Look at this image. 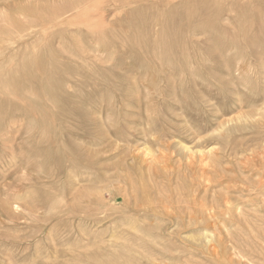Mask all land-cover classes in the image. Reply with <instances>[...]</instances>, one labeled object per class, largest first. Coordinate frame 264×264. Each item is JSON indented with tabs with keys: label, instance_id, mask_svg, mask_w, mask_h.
Returning a JSON list of instances; mask_svg holds the SVG:
<instances>
[{
	"label": "rangeland",
	"instance_id": "obj_1",
	"mask_svg": "<svg viewBox=\"0 0 264 264\" xmlns=\"http://www.w3.org/2000/svg\"><path fill=\"white\" fill-rule=\"evenodd\" d=\"M0 264H264V0H0Z\"/></svg>",
	"mask_w": 264,
	"mask_h": 264
},
{
	"label": "bare ground",
	"instance_id": "obj_2",
	"mask_svg": "<svg viewBox=\"0 0 264 264\" xmlns=\"http://www.w3.org/2000/svg\"><path fill=\"white\" fill-rule=\"evenodd\" d=\"M212 6H213V5H212ZM212 6H211V7H212ZM212 9H213V7H212ZM207 11H208V10H207ZM214 11H215V10H214ZM211 12H212V11H211ZM215 13H216V12H215ZM216 20H217V19H216ZM62 79H63V78H62ZM146 151H147V150H146ZM142 152H143V151H142ZM144 153H145V152H144ZM160 153H161V152H160ZM162 156H163V155H162ZM146 158H147V157H146ZM187 159H188V158H187ZM210 234H211V233H210Z\"/></svg>",
	"mask_w": 264,
	"mask_h": 264
}]
</instances>
